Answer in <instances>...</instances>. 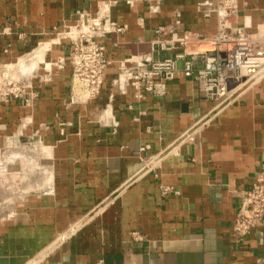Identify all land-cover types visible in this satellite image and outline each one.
Instances as JSON below:
<instances>
[{
	"label": "crops",
	"instance_id": "obj_1",
	"mask_svg": "<svg viewBox=\"0 0 264 264\" xmlns=\"http://www.w3.org/2000/svg\"><path fill=\"white\" fill-rule=\"evenodd\" d=\"M214 1L0 0V72L23 87L0 99V264H264V221L232 236L264 153V75L217 108L182 74L159 97L126 82L143 55L183 50L152 51L159 26L212 55ZM82 13L113 23L97 39L111 64L86 101L71 94L62 35ZM235 20L264 26V0H238ZM142 156L161 157L143 172Z\"/></svg>",
	"mask_w": 264,
	"mask_h": 264
},
{
	"label": "built area",
	"instance_id": "obj_2",
	"mask_svg": "<svg viewBox=\"0 0 264 264\" xmlns=\"http://www.w3.org/2000/svg\"><path fill=\"white\" fill-rule=\"evenodd\" d=\"M238 0H215L211 11L216 17V30L208 38L214 49L212 55L188 53L186 46L197 43L201 37L195 33L176 35L169 26L156 29L157 38L151 42V50L157 53L177 46L182 51L173 56L152 59L143 55L136 59L126 82L133 88L136 98L146 95L159 97L166 93L167 83L177 74L195 78L200 83L204 97L215 102V108L229 103L241 85L256 78L264 70V32H250L236 25ZM84 26L79 36L71 40L68 60L71 67V94L79 101L95 98L101 91L106 68L111 61L105 56L104 47L97 39L113 29V23L102 21L97 16L79 14L75 26ZM169 37L163 38L164 33ZM70 38L71 29L69 28ZM65 37V36H64ZM202 65L198 67L200 60ZM182 62L178 68V62ZM259 77V76H258ZM254 79L256 81L258 79ZM0 72V99L8 96L19 97L23 87L21 81L9 80ZM9 85H11L9 87ZM185 139L192 140L193 133H185ZM142 147L141 150H144ZM158 160L153 156H142L141 171L152 172ZM167 190V188H165ZM264 221V153L252 181L241 193L238 211L232 225L235 239L247 237L252 230ZM98 264H101L100 262Z\"/></svg>",
	"mask_w": 264,
	"mask_h": 264
},
{
	"label": "rangeland",
	"instance_id": "obj_3",
	"mask_svg": "<svg viewBox=\"0 0 264 264\" xmlns=\"http://www.w3.org/2000/svg\"><path fill=\"white\" fill-rule=\"evenodd\" d=\"M76 23V22H75ZM71 27V28H70ZM70 29H71V32L73 33V34H70V38H68L69 40H70V42H71V40L72 39H74V37H77V36H79V35H77L78 34V31L80 30V29H82L84 26H75V24H71L70 25ZM258 30L259 31H264V26H262L261 28H258ZM66 32V31H65ZM63 33V32H62ZM63 36H65V37H68L67 35H68V33L66 32V33H63L62 34ZM262 75H264V70H262L261 72H259L255 77L257 78L258 76L260 77V76H262ZM4 77L7 79V80H4V81H6L7 83L6 84H8L9 83V80H13V81H19V80H22L21 78H22V76H21V74H19V73H15L14 71L13 72H11V71H8V74H6V75H4ZM256 78H254V79H256ZM254 79H252V80H250V81H248L247 83H245V84H243V85H241V88L240 89H238L237 90V92L235 93V95L236 94H238V93H240L242 90H243V88L244 87H247V86H249V85H251L253 82H254ZM11 85H9V87H10ZM23 176V177H22ZM28 175L27 174H20V178L23 180V185H26L27 184V182L28 183H30V182H32V180L29 178V177H27ZM25 177H27V178H29L28 180H26L25 181ZM25 178V179H24ZM30 180V181H29ZM26 188V187H25ZM26 191V190H25ZM1 198H3V197H0V199ZM10 202H12V201H9V203Z\"/></svg>",
	"mask_w": 264,
	"mask_h": 264
},
{
	"label": "bare ground",
	"instance_id": "obj_4",
	"mask_svg": "<svg viewBox=\"0 0 264 264\" xmlns=\"http://www.w3.org/2000/svg\"><path fill=\"white\" fill-rule=\"evenodd\" d=\"M70 28H71V27H70ZM257 31H259V30L257 29L255 32H257ZM260 32H261V31H260ZM262 32H264V31H262ZM37 151H38V150H37ZM34 154H35V153H34ZM35 155H36V154H35ZM25 156H26V155H25ZM26 158H27V157H26ZM27 159H28V158H27ZM33 159H34V158H33ZM33 159H32V161H33ZM25 160H26V159H25ZM29 160H30V159H29ZM23 161H24V160H23ZM12 162H13V161H12ZM25 164H26V163H25ZM25 164H24V165H25ZM18 165H19V164H18ZM32 165H33V164H32ZM42 165H43V164H42ZM42 165H41V166H42ZM3 166H4V165H3ZM14 166L16 167V165H14ZM26 166H27V165H26ZM26 166H25V167H26ZM42 167H43V166H42ZM4 168H6V167H4ZM4 168H3V169H4ZM17 168H19V167H17ZM17 168H15V170H16ZM28 168H29V166H28ZM28 168H26V170L24 171V172H25L24 174H27V175H28L27 177H29L31 180L34 181V176H33V173H34V172L32 173V171L29 170ZM31 168H32V167L30 166V169H31ZM39 169H40V168H39ZM45 169H47V168H45ZM45 169H44V170H45ZM33 170H34V168H33ZM44 170L41 169V171H43V172H44ZM21 171H23V170H21ZM34 171H35V170H34ZM39 172H40V171H39ZM43 172H42V173H43ZM45 172H46V171H45ZM5 173H7V172H5ZM16 173H17V172H16ZM18 173H19V172H18ZM21 173H22V172H21ZM31 173H32V174H31ZM46 173H48V172H46ZM46 173H45V174H46ZM45 174H44V175H45ZM6 175H7V174H6ZM21 175H22V174H21ZM34 175L36 176V174H34ZM27 177H25L26 179L24 178L25 181L29 179V178H27ZM35 178H36V177H35ZM29 181H30V180H29ZM26 182H27V181H26ZM13 183H14V182H13ZM27 183H28V182H27ZM2 199H3V198H2Z\"/></svg>",
	"mask_w": 264,
	"mask_h": 264
}]
</instances>
